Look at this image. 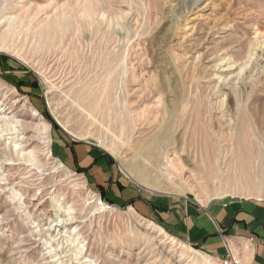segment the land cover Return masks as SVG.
<instances>
[{"label": "rangeland", "instance_id": "obj_1", "mask_svg": "<svg viewBox=\"0 0 264 264\" xmlns=\"http://www.w3.org/2000/svg\"><path fill=\"white\" fill-rule=\"evenodd\" d=\"M0 135V264H223L144 211L264 204V0H0Z\"/></svg>", "mask_w": 264, "mask_h": 264}, {"label": "crops", "instance_id": "obj_2", "mask_svg": "<svg viewBox=\"0 0 264 264\" xmlns=\"http://www.w3.org/2000/svg\"><path fill=\"white\" fill-rule=\"evenodd\" d=\"M151 204L145 215L198 250L215 258L231 251L240 264H264V204L240 199L204 207L163 198Z\"/></svg>", "mask_w": 264, "mask_h": 264}, {"label": "bare ground", "instance_id": "obj_3", "mask_svg": "<svg viewBox=\"0 0 264 264\" xmlns=\"http://www.w3.org/2000/svg\"><path fill=\"white\" fill-rule=\"evenodd\" d=\"M95 10L93 9V8H91V7H87L86 9H85V12H84V18L86 19V22H87V20H93V17H94V15H95ZM88 23V22H87ZM92 26V25H91ZM224 62H226V59H224ZM229 68L225 71V72H227V71H231L233 68H234V65L233 66H228ZM1 136V135H0ZM0 139H2L1 137H0ZM246 150L248 149V148H245ZM207 150H208V152H206V153H204V156H203V158L205 159L204 160V164L205 165H207V163L210 161V159L212 158V155H215V153H216V151H217V148H207ZM155 154V153H154ZM184 161V160H183ZM242 163L243 162H246L245 160L244 161H241ZM125 164H126V162H122L121 163V167L123 168V169H125L124 168V166H125ZM181 164V163H180ZM179 164V165H180ZM176 165V164H175ZM178 165V166H179ZM178 166H176V169H177V167ZM243 166L244 165H242V168H243ZM180 167V166H179ZM246 167V166H245ZM248 168V167H247ZM154 169V168H153ZM180 169V168H179ZM181 170V169H180ZM247 170V169H246ZM209 174H211V173H209ZM208 174V175H209ZM138 175H140V173H138ZM142 176V175H141ZM163 177V176H162ZM161 177V178H162ZM251 177V176H250ZM250 177H248V178H250ZM166 179V178H165ZM147 180H149V179H147ZM248 180H250V179H248ZM159 181H157V179H155V182L154 183H152L155 187H157V188H160V183H158ZM255 185V184H254ZM99 210V209H98ZM76 217V216H75ZM74 219H77V218H74ZM67 221V220H66ZM68 222V221H67ZM152 226H154V223H151V228H152ZM154 228H156V227H154ZM154 230V229H153ZM120 232H122V229H119V231H118V233H120ZM164 232V231H163ZM164 235V234H163ZM166 235V234H165ZM159 239V238H158ZM170 239V238H169ZM173 239V238H172ZM168 240V239H167ZM171 242V241H170ZM163 242L161 241V242H159V244H162ZM175 243H177V242H175ZM172 245H173V243H172ZM183 246V245H182ZM174 247V246H173ZM190 251H192V250H190ZM181 256L182 257H185V253H183V254H181ZM188 257V256H187ZM189 259H190V262H193V263H197V264H199V262H200V264H214V260L211 258V257H209V256H207L206 254H204V253H201V252H198V251H195V255H192L191 254V256L190 257H188Z\"/></svg>", "mask_w": 264, "mask_h": 264}, {"label": "built area", "instance_id": "obj_4", "mask_svg": "<svg viewBox=\"0 0 264 264\" xmlns=\"http://www.w3.org/2000/svg\"><path fill=\"white\" fill-rule=\"evenodd\" d=\"M223 264H240L239 258L235 257L231 251L223 258Z\"/></svg>", "mask_w": 264, "mask_h": 264}, {"label": "trees", "instance_id": "obj_5", "mask_svg": "<svg viewBox=\"0 0 264 264\" xmlns=\"http://www.w3.org/2000/svg\"><path fill=\"white\" fill-rule=\"evenodd\" d=\"M54 130H56V131L58 130L57 127H56L55 125H54ZM81 171H82V170H81ZM99 189H100L101 193H102L103 196H104V194H105V191H104V190H105V189H104L103 187H100Z\"/></svg>", "mask_w": 264, "mask_h": 264}]
</instances>
